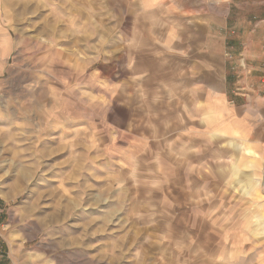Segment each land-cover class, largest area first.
I'll list each match as a JSON object with an SVG mask.
<instances>
[{
	"label": "rangeland",
	"instance_id": "rangeland-1",
	"mask_svg": "<svg viewBox=\"0 0 264 264\" xmlns=\"http://www.w3.org/2000/svg\"><path fill=\"white\" fill-rule=\"evenodd\" d=\"M238 1L236 45L261 9ZM167 21L0 0V264H264V175L208 139Z\"/></svg>",
	"mask_w": 264,
	"mask_h": 264
},
{
	"label": "crops",
	"instance_id": "crops-1",
	"mask_svg": "<svg viewBox=\"0 0 264 264\" xmlns=\"http://www.w3.org/2000/svg\"><path fill=\"white\" fill-rule=\"evenodd\" d=\"M141 14L170 19V41L179 50L195 53L189 92L195 101L207 137L217 134L244 147L240 167L254 163L255 177L264 175V0H239L261 9L241 10L252 27L235 44L230 31L232 0H127ZM243 27V26H241ZM247 30V29H246ZM178 42V43H177ZM176 48V49H177ZM237 73L227 70L232 58ZM232 63V61H230ZM230 65V64H229ZM236 68V69H237ZM195 103V102H194ZM200 128V127H199ZM250 153L248 156L247 153Z\"/></svg>",
	"mask_w": 264,
	"mask_h": 264
}]
</instances>
